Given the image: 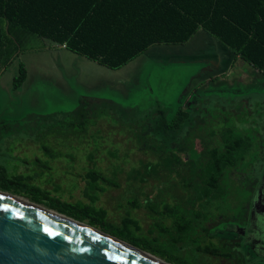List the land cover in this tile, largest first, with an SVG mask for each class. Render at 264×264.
<instances>
[{
	"label": "rangeland",
	"instance_id": "rangeland-1",
	"mask_svg": "<svg viewBox=\"0 0 264 264\" xmlns=\"http://www.w3.org/2000/svg\"><path fill=\"white\" fill-rule=\"evenodd\" d=\"M23 49L0 75V166L9 180L23 177L2 183L4 192L42 207L102 208L100 231L130 216L141 226L132 235L165 263L264 264V77L256 69L233 62V51L202 28L115 70L35 35ZM19 63L27 77L13 89ZM180 107L193 126L167 152L150 129L160 111L171 118ZM225 128L251 147L227 171L222 197L197 201L186 153L195 145L205 162ZM172 154L179 162L167 167ZM88 172L100 177L92 182ZM164 207L185 216L181 232ZM255 242L263 247L253 256L247 246Z\"/></svg>",
	"mask_w": 264,
	"mask_h": 264
},
{
	"label": "trees",
	"instance_id": "trees-1",
	"mask_svg": "<svg viewBox=\"0 0 264 264\" xmlns=\"http://www.w3.org/2000/svg\"><path fill=\"white\" fill-rule=\"evenodd\" d=\"M200 28L233 51V62L242 59L264 75V0H0V75L26 51L24 43L32 35L115 70L155 45L184 44ZM26 77V70L19 63L12 88L17 89ZM191 126L190 114L180 107L171 118L160 111L150 130L167 152H174L175 145L186 137ZM219 133L220 141L208 149L205 162L199 161L195 145L186 153L191 178L199 180L192 186L196 190L195 200L200 202L222 197V181L227 171L243 161L251 147L248 136L230 128ZM192 152L197 154L195 158ZM172 162H179L177 154L166 159L165 166ZM98 177L100 174L96 172L85 174V179L92 182ZM22 182V176L7 179L0 166L1 191L7 190L2 183L17 186ZM46 208L80 223L87 221L85 224L95 229L107 224V214L102 208L71 203ZM164 213L174 220L178 232L184 229V215L175 216L167 207ZM120 224V228L109 226V231L100 229L159 257L132 235V231L137 233L141 229L137 220L125 216ZM203 250L215 252L207 247Z\"/></svg>",
	"mask_w": 264,
	"mask_h": 264
},
{
	"label": "water",
	"instance_id": "water-1",
	"mask_svg": "<svg viewBox=\"0 0 264 264\" xmlns=\"http://www.w3.org/2000/svg\"><path fill=\"white\" fill-rule=\"evenodd\" d=\"M3 206H7L10 211L6 213L0 210V264H158L16 200L3 197L0 199V208ZM17 214L23 219L17 218ZM45 228L58 235L50 238L45 234Z\"/></svg>",
	"mask_w": 264,
	"mask_h": 264
},
{
	"label": "bare ground",
	"instance_id": "bare-ground-1",
	"mask_svg": "<svg viewBox=\"0 0 264 264\" xmlns=\"http://www.w3.org/2000/svg\"><path fill=\"white\" fill-rule=\"evenodd\" d=\"M0 196L6 197L8 199L16 200V201H18V202H20V203H22V204H24V205H26V206H28L30 208H33V209H35L37 211H40V212H43V213H46V214H49V215H52V216H55V217H59L62 220L66 221V222H68V223H70V224H72L74 226H77L79 228H82L84 230H87L89 232H92V233H94V234H96L98 236H101V237H103V238H105V239H107V240H109V241H111V242H113V243H115V244H117L119 246H122V247H124V248H126V249H128V250H130V251H132V252H134V253H136L138 255H140V256H143V257H145L147 259H151V260L155 261L158 264H166L162 260H159V259H157V258H155V257H153V256H151V255H149V254H147L145 252H142V251H140L138 249H135V248L129 246L128 244H126V242L124 243L122 241H119L117 239H114L112 237H109L108 235L102 233L98 229H95L93 227H90L89 225H87L85 223H80V222H77V221H75V220H73L71 218L58 215L57 213H55L53 211H50L47 208L42 207V205L40 206V205L34 204V203H32V202H30V201H28L26 199H23L21 197H17V196L11 195L9 193H4L2 191H0Z\"/></svg>",
	"mask_w": 264,
	"mask_h": 264
},
{
	"label": "snow or ice",
	"instance_id": "snow-or-ice-1",
	"mask_svg": "<svg viewBox=\"0 0 264 264\" xmlns=\"http://www.w3.org/2000/svg\"><path fill=\"white\" fill-rule=\"evenodd\" d=\"M0 199H3V197H0ZM0 210L4 211V212H6V213L10 211V209H9L7 206H3L2 208H0ZM17 218H19V219H23V217L20 216L19 214H17ZM44 232H45V234L48 235L50 238H55V237L58 235L57 233L53 232V231H52L51 229H49V228H45V229H44Z\"/></svg>",
	"mask_w": 264,
	"mask_h": 264
},
{
	"label": "crops",
	"instance_id": "crops-1",
	"mask_svg": "<svg viewBox=\"0 0 264 264\" xmlns=\"http://www.w3.org/2000/svg\"><path fill=\"white\" fill-rule=\"evenodd\" d=\"M62 48V47H61ZM150 49V48H149ZM238 62V61H237ZM256 72H257V77H264V75L261 73V72H259L258 70H256ZM2 76V75H1ZM0 76V77H1ZM252 235H254V234H251L250 236H252ZM256 243V242H255ZM257 244V247H252V246H250V245H248L247 246V252H248V254H250V255H252L253 254V256H256V254L255 253H253V249H256V250H258V247H260V246H262L263 247V244L261 243V242H259V243H256ZM262 247H260V249L262 248Z\"/></svg>",
	"mask_w": 264,
	"mask_h": 264
},
{
	"label": "flooded vegetation",
	"instance_id": "flooded-vegetation-1",
	"mask_svg": "<svg viewBox=\"0 0 264 264\" xmlns=\"http://www.w3.org/2000/svg\"><path fill=\"white\" fill-rule=\"evenodd\" d=\"M100 231V230H99Z\"/></svg>",
	"mask_w": 264,
	"mask_h": 264
}]
</instances>
